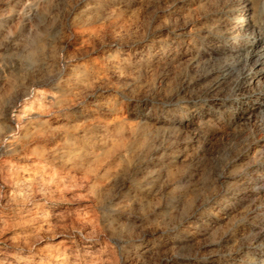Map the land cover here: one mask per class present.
I'll return each instance as SVG.
<instances>
[{"label": "rangeland", "instance_id": "1", "mask_svg": "<svg viewBox=\"0 0 264 264\" xmlns=\"http://www.w3.org/2000/svg\"><path fill=\"white\" fill-rule=\"evenodd\" d=\"M260 44L264 0H0V264H264Z\"/></svg>", "mask_w": 264, "mask_h": 264}, {"label": "bare ground", "instance_id": "2", "mask_svg": "<svg viewBox=\"0 0 264 264\" xmlns=\"http://www.w3.org/2000/svg\"><path fill=\"white\" fill-rule=\"evenodd\" d=\"M254 49V48H253ZM39 50L40 49H35V51L36 52H39ZM252 55L253 54H257L258 55V58H261L262 56H264V44H260V45H258V47H257V49H255V50H253L252 52ZM249 54V53H248ZM247 57V56H246ZM258 58L256 57V59L254 60V59H252V60H254L255 62H257L258 61ZM245 59V58H244ZM247 61V60H246ZM246 61H244V62H246ZM260 61V60H259ZM262 62H263V60H262ZM243 64V63H242ZM251 64V63H250ZM259 67V66H258ZM262 67H264V66H262ZM262 70V69H261ZM251 76V75H250ZM260 78V77H259ZM262 78V77H261ZM257 79H258V77H257ZM256 79V80H257ZM263 80H264V77H263ZM257 81H259V79L257 80ZM259 83V82H258ZM261 83H262V81H261ZM259 85V84H258ZM16 132H18V131H16Z\"/></svg>", "mask_w": 264, "mask_h": 264}]
</instances>
